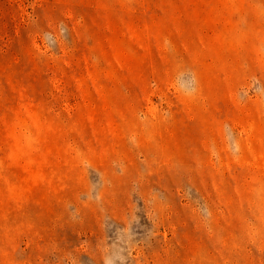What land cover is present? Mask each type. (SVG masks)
<instances>
[{
  "label": "rangeland",
  "instance_id": "1",
  "mask_svg": "<svg viewBox=\"0 0 264 264\" xmlns=\"http://www.w3.org/2000/svg\"><path fill=\"white\" fill-rule=\"evenodd\" d=\"M0 264H264V0H0Z\"/></svg>",
  "mask_w": 264,
  "mask_h": 264
}]
</instances>
